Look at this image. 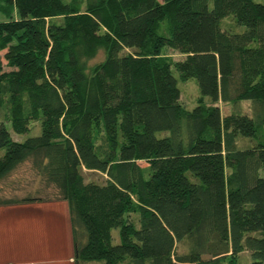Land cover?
I'll use <instances>...</instances> for the list:
<instances>
[{
	"label": "trees",
	"instance_id": "trees-1",
	"mask_svg": "<svg viewBox=\"0 0 264 264\" xmlns=\"http://www.w3.org/2000/svg\"><path fill=\"white\" fill-rule=\"evenodd\" d=\"M2 52L0 184L30 164L52 198L0 206L66 201L76 264L264 263V2L0 0Z\"/></svg>",
	"mask_w": 264,
	"mask_h": 264
},
{
	"label": "crops",
	"instance_id": "crops-1",
	"mask_svg": "<svg viewBox=\"0 0 264 264\" xmlns=\"http://www.w3.org/2000/svg\"><path fill=\"white\" fill-rule=\"evenodd\" d=\"M69 204L0 206V264H76Z\"/></svg>",
	"mask_w": 264,
	"mask_h": 264
},
{
	"label": "rangeland",
	"instance_id": "rangeland-1",
	"mask_svg": "<svg viewBox=\"0 0 264 264\" xmlns=\"http://www.w3.org/2000/svg\"><path fill=\"white\" fill-rule=\"evenodd\" d=\"M260 2H264V0H257ZM229 22H226L224 24V27L229 26ZM240 29V28H239ZM244 30L243 27L239 30L242 32ZM5 52H2L0 55L3 58ZM164 54L167 57L172 58L174 61H180L183 60L185 57L181 55L179 52L174 51L170 48H166L164 51ZM4 65L6 66V61L3 60ZM6 71H9L10 69L8 67H5ZM176 76L178 74L176 73ZM179 88L181 91V100L180 102L188 109H194L197 106L198 99L200 97V90L197 84V81L195 79H190L188 81H179ZM223 112L224 114H228L230 110H232L231 106L228 104H223ZM240 112L242 113H248L252 114L253 110V104L250 101H245L242 104H240ZM5 111L0 110V122L4 121V115ZM8 129L11 131L13 137L17 141H25L29 137L38 136L42 132L41 123L34 122L31 125V131L28 134L25 135H17L12 131L11 126H8ZM241 145L248 146L247 141H242ZM3 153H0V156ZM261 175L264 177V169L261 170ZM85 177L87 179V182H103L106 178L101 173L97 172H89L85 171ZM2 190H0V198L2 199H22L27 196L29 197H36V198H42L44 200H50L52 198L51 192L45 191L43 189V185L40 181V179L37 177V175L32 170L30 164H24L20 166L15 172H13L10 177L6 180H4L0 184ZM41 201V200H40ZM120 229L116 228L113 229V236L115 239V243L120 242ZM182 251H186V247H181ZM252 260L248 253H243L241 256L240 264H251ZM95 264V263H94ZM264 264V263H263Z\"/></svg>",
	"mask_w": 264,
	"mask_h": 264
}]
</instances>
